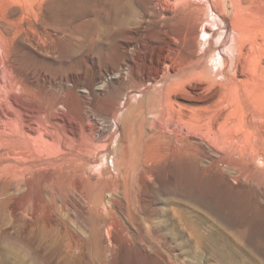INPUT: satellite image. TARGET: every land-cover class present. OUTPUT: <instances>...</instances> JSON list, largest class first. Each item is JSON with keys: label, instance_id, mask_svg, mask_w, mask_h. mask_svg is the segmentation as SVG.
<instances>
[{"label": "rangeland", "instance_id": "rangeland-1", "mask_svg": "<svg viewBox=\"0 0 264 264\" xmlns=\"http://www.w3.org/2000/svg\"><path fill=\"white\" fill-rule=\"evenodd\" d=\"M70 1L60 0L64 7L61 6L59 16L55 18V47L31 42L21 36L19 44L14 47L19 64L25 78L28 75L35 78L37 74L47 72L60 86L48 84L49 88L45 89L42 82L36 83L37 88L33 89L37 100H48L60 89H66L64 97L70 109L63 106L59 113L68 114L79 126L77 135L70 134L89 144L87 157L95 163L85 161L88 167H98L105 161L108 168L106 183L112 188L106 195L107 221L124 219L118 207L120 204L127 206L129 199L134 215L141 216L137 217L143 222L145 233L142 237L145 240L130 230L118 233L116 238L117 230L106 228V220L102 218L100 240L92 243L89 241L91 231L89 234L87 231L97 218L96 211L89 212L88 223L82 222L74 212L60 215L61 229L47 222L46 212L38 216L32 214V201L28 196L26 209L21 214L0 213V264H264V164L258 162L259 156L249 153L247 129V102L252 103L257 98L264 101V85L256 84L254 91L241 85L240 93L227 94L228 98L226 96L223 104L220 103L231 117L230 134L235 141L230 146L221 149L213 142V135L203 134L202 138L207 141H200L197 147L184 150L180 145L174 152L157 156L158 152L169 148L166 145L176 141L175 134L158 135L155 131L157 125L167 126V117L160 119L159 112L153 113L162 104L167 105V91H161L167 87V72L163 81L147 82L137 87L138 71L127 72L129 60L133 56L137 58V53L125 54V48L130 51L135 41L141 44L143 51L155 46L152 38L156 30L148 0H136L143 16L141 24L134 28L137 35L128 27H122L97 35L94 42L87 38L89 6L85 0ZM225 1L229 6L233 5L232 0ZM68 3H73L72 7ZM21 7L16 0H9L6 9L12 18L32 19L31 14L22 15ZM251 7L255 14L250 16L246 39L250 43L256 42L258 56L250 72L253 77L261 76L260 81L264 82V0L256 1ZM233 10L232 7L231 12ZM219 21L211 11L207 13L206 23L214 28L225 26ZM219 33L221 35L213 38L216 46L226 32L219 30ZM131 35H136V40ZM158 38L165 45L163 38ZM207 39L211 40V37L207 35ZM225 41H228L226 37ZM208 47L209 41L201 44L200 53H205ZM229 47L231 42L222 48L226 55L230 52ZM219 58L218 50L210 52L207 57V64L214 70L213 78L220 67ZM140 65L138 61L137 69L141 68ZM230 71L233 73V68ZM119 72L128 74L129 81L122 87L117 77ZM217 82V79L213 81L214 84ZM189 86L186 89L193 91ZM174 97L198 109L216 101L222 102L219 95H211L208 101L194 100L186 94ZM149 108L153 110L151 113ZM81 114L86 116L85 126L80 123ZM63 120L59 119L64 123ZM125 153L130 154L133 163L126 178L130 184L128 198L125 192L117 191L113 186L118 181L124 188L125 178L120 173L125 166ZM149 157L151 161L147 166L151 172L142 181L143 166L146 167L144 161ZM251 164L257 167L256 181L245 175ZM98 195L96 192L97 199ZM86 228L88 230H84ZM72 229L79 231L81 237H77Z\"/></svg>", "mask_w": 264, "mask_h": 264}, {"label": "bare ground", "instance_id": "bare-ground-1", "mask_svg": "<svg viewBox=\"0 0 264 264\" xmlns=\"http://www.w3.org/2000/svg\"><path fill=\"white\" fill-rule=\"evenodd\" d=\"M8 1L0 0V213L21 214L26 209L27 197L30 196L32 214L38 216L46 212L47 222H52L57 228L63 226L60 215L64 213L71 215V212H74L82 222L88 223L89 212L96 211L97 218L91 222L89 230L84 229L88 230V234L91 231L89 241L92 243L100 240L102 218L106 220L104 224L106 228L111 227L117 230L116 238L118 233L130 230L144 241L143 222L138 220L140 215H137L138 217L134 215L129 199L125 207L118 204L124 219L115 222L107 221L109 207L106 195L112 188L111 184L106 183L108 168L105 161H102L103 164L98 167H88L86 164L85 161L95 163L93 159L87 157L89 144L73 136L78 134L77 123L75 125L68 114H60L63 106L70 109L67 98L64 97L67 94L66 89H60L58 93L51 95L52 99L50 96L48 100H37L33 89L35 85L37 86L36 83L42 82L45 89L49 88L48 84L51 87L60 88V86L47 72L39 73L34 76L35 78L29 75L25 78V73L20 67L14 47L19 44L18 40L21 36L31 42L37 41L44 46L55 47L56 39L53 33L56 29L55 18L63 5H60V0H16L22 5V15L27 13L33 16L32 19L26 20L23 17L15 19L9 16V11L6 9ZM85 1L90 9V15L87 18V38L91 42L103 32L122 27H128L136 34L137 30L135 31L134 28L137 29L143 17L136 0ZM198 1L148 0V10L153 17L151 21L156 30L152 38V44L155 46L151 50L147 49L149 52H146L147 50L143 51L141 44L135 41L130 51L128 50L130 53L127 47L125 48V54L137 53V58L133 56L135 63L133 59H128L127 66V72L138 71L139 73L137 87L147 82L163 81L164 73L167 72V87L164 86L161 90L167 91V105L162 104L154 111L149 108L148 111L159 112L160 119L167 117V126L162 128L157 125L155 131L158 135H166V132L175 134L176 141L167 142L170 145L166 146L171 149L166 148L158 152L157 156L174 152L180 145L184 147V150L197 147L200 141L206 140L202 138L203 134L213 135L215 137L213 142L221 149L230 146L235 140L233 141V136L230 134L229 111H224L222 108L224 98L226 96L228 98L230 94L240 93L241 85L250 90H253L256 84L260 87L264 85V82L260 81L261 76L253 77L250 72V68L257 61L255 57L258 56V49L254 46L256 42L250 40L252 42L250 43L246 39V28L251 20L250 16L255 14L251 6L259 0H232L233 5L230 6L225 0ZM232 7L234 10L231 12ZM210 11L219 18V22L225 23V26L214 28L212 24L206 23V16ZM219 30H225L224 34L228 41L226 43L224 37L221 42H217L219 44L216 46L213 38L221 35L218 34ZM136 35H131L133 40H136ZM207 35L211 37V40L207 39ZM158 37L163 38L165 45L158 40ZM207 41H209L208 49L205 53H200L201 44L204 45ZM230 42V52L226 55L222 48ZM140 49L143 52L139 51ZM214 50L219 51L221 58L218 59L220 67L213 78L214 70L207 64V57ZM138 61L141 64L140 69L136 66ZM230 68H233V73ZM126 74L118 73L121 87L123 83L126 84V81H129ZM208 78L212 79L208 80ZM215 78L218 80L217 84L213 83L216 81ZM188 85L192 86L193 91L186 89ZM42 92L47 96L49 94L46 90ZM177 94H186L194 100L200 98L201 101H208L211 95H219L223 101H216L198 109L181 103L174 97ZM248 102L249 153L259 156L261 160L257 159L258 162L261 161L264 164V101L257 98L253 99L252 103ZM142 109L145 110L143 105ZM59 117L64 119V123L59 121L61 119ZM79 119L81 125H84L86 116L81 114ZM168 140L170 141V138ZM123 159L125 166L120 175L125 178L124 188L118 181L113 186L117 191L125 192L128 198L130 184L126 178L132 171L133 163L129 153H125ZM150 161V157L144 161L146 167L143 166L142 181L144 177L148 178L151 172L147 166ZM250 166L245 171V175L252 181H256L254 174L257 172V167L253 164ZM118 178L119 176L117 180ZM94 191L99 193L98 199ZM74 232L77 237H81L79 231ZM87 232L85 231V234Z\"/></svg>", "mask_w": 264, "mask_h": 264}]
</instances>
